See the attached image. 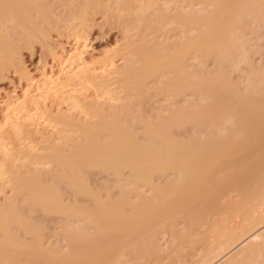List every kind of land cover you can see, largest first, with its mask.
Masks as SVG:
<instances>
[{"label": "bare ground", "instance_id": "obj_1", "mask_svg": "<svg viewBox=\"0 0 264 264\" xmlns=\"http://www.w3.org/2000/svg\"><path fill=\"white\" fill-rule=\"evenodd\" d=\"M54 4L80 27L35 75L21 53ZM95 13L122 43L92 59L82 29ZM263 44L264 0H0V78L23 81L0 99V264H82L94 236L124 230L133 240L102 261L119 264L165 225L180 241L204 233L198 258L177 264H264ZM50 222L70 251L46 243Z\"/></svg>", "mask_w": 264, "mask_h": 264}, {"label": "rangeland", "instance_id": "obj_2", "mask_svg": "<svg viewBox=\"0 0 264 264\" xmlns=\"http://www.w3.org/2000/svg\"><path fill=\"white\" fill-rule=\"evenodd\" d=\"M64 10L65 9L63 6L54 4L52 8L53 16L50 21L51 25L48 31L45 33V37L40 41L38 40L34 42L30 48L22 50L21 59L25 67L35 75H39L40 70L42 71L45 65L48 67L49 64L53 65L51 53L54 49L60 48L61 46H65L66 49H69L74 46V42H72L74 40L72 39V37L74 36V31L80 27V24L78 26L71 27V21H69L68 17L63 14ZM82 31L83 35H85V37H83L85 38L87 45L90 44L88 46L87 55L91 58L93 56L92 59H94V57L96 59L102 57L101 55H103L104 52L108 53L110 51H113L122 43V33L120 29L110 21L104 20V18L99 13H95L89 17L88 23L82 29ZM261 52L262 53L258 55L256 54V56L254 57V60L257 63L264 62V46ZM120 62L121 60L117 58L116 64H119ZM19 78L20 77L16 72H13V70H10L7 75L5 74L4 77L0 78V94L2 95H0V99H4V97L8 95V93L11 96L20 93L23 87V84L21 82L23 81ZM115 102L112 101V103ZM1 114L2 112H0V115ZM34 168H41V166L35 165ZM93 179L95 184H99L103 181L100 174L93 175ZM108 183L109 185H113L111 180H109ZM2 199L3 196L0 193L1 203L3 201ZM150 203L152 204L151 211L147 212L144 218V222L147 226L155 223L153 220H155V218L158 216L159 211L156 200H150ZM164 214L166 218L165 220H168L166 221L167 223L174 219L175 228L178 231L184 230L185 224L182 212L178 213L177 215H172L171 211L165 210ZM33 216L35 218H39V210L34 211ZM165 226L158 230L159 233L157 235L153 248L148 251H141L140 253L132 252L125 248L122 250L119 257V264H177L178 259H197L198 254L199 252H201L203 246V230L200 227H197L191 232L190 236L187 237L185 241H180V239L172 237L170 230H167V226ZM107 237L108 240L106 243L102 242L98 236L93 237L90 251H93L95 255L91 258L82 259V264H103V258L106 257L112 260V254H107V252L112 249L114 244L119 239L125 242L133 240L130 232L124 230L114 231ZM137 238L140 239L141 236H138ZM45 239L47 244L50 243V247L59 250L61 253L68 252L72 248L71 242L64 240L58 234V229L54 227V224L52 222L49 223V228L46 232ZM5 264L27 263L25 262V259L20 258L17 262L8 260V262ZM43 264L73 263L68 259H52L44 262ZM109 264H115V262H110Z\"/></svg>", "mask_w": 264, "mask_h": 264}]
</instances>
